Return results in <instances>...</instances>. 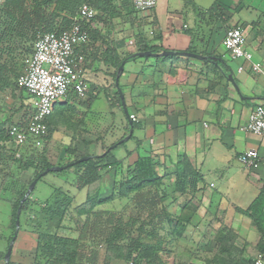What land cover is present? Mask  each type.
<instances>
[{
	"label": "crops",
	"instance_id": "0c3cea01",
	"mask_svg": "<svg viewBox=\"0 0 264 264\" xmlns=\"http://www.w3.org/2000/svg\"><path fill=\"white\" fill-rule=\"evenodd\" d=\"M113 5L118 10L114 17L103 15L91 22L89 28L95 33L78 50L85 58L83 75L90 88L86 99L69 95L54 105L53 113L59 107L61 114L57 119L52 113L53 133L44 146L47 152L57 144L62 147L59 158L50 163L57 166L100 156L114 143L122 144L110 158L116 167L101 172L100 197L113 192L117 180L138 159L149 157L161 178L156 190L163 197L160 207L165 215L172 224L179 217L188 219L183 235L175 229L168 235L162 232L166 239L158 250L160 264L187 261L191 247L196 260L189 264H205L203 256L216 249L203 235L211 219L233 232L243 257L254 258L261 234L243 212L260 197L264 205V138L239 129L256 106L264 105V86L248 67L238 73L242 62L230 59L223 40L227 30L240 27L253 60L264 61V0H158L144 13L134 9L132 0H113ZM164 51L201 58L137 56ZM131 56L135 58L125 60ZM118 62L124 63L120 75ZM106 92L108 108L96 111L93 101ZM1 103V122L13 114L15 123L30 109L31 99L22 92ZM130 115L137 121L132 122ZM247 150L258 152L256 169L242 162ZM182 159L199 177L195 192L176 185L174 165ZM192 209L196 213L188 218ZM163 224L167 228L169 220L164 218ZM106 263L126 264L122 259Z\"/></svg>",
	"mask_w": 264,
	"mask_h": 264
},
{
	"label": "trees",
	"instance_id": "16d2710c",
	"mask_svg": "<svg viewBox=\"0 0 264 264\" xmlns=\"http://www.w3.org/2000/svg\"><path fill=\"white\" fill-rule=\"evenodd\" d=\"M83 5L89 6L97 13L92 20L86 21L80 18L79 10ZM116 11L118 10L113 5V0H0V93L10 92V94L18 95L24 92L18 88L16 81L23 69L24 60L33 53L34 43L42 34H59L78 25L87 31L90 37L95 32L89 28V24L95 20H102L103 15L113 18ZM79 48L76 49V53L81 54L78 51ZM133 58L135 57L131 56L125 60ZM121 64L118 62L116 65L120 67ZM69 95L76 100L73 92H69L67 96ZM30 112L31 108L27 109L15 123L12 121L13 114L9 115L5 121H0V175L3 177L0 189L10 191L16 196L11 208L12 231H15L17 209L28 186L46 169L55 166L47 159L45 155L47 146H44L53 133L50 122L52 114L45 122L47 135L43 140L44 147H18L13 146L9 141V129L19 125ZM121 145L114 143L102 155L90 156L89 160L73 165L78 170L75 188L79 191L87 190L85 201L75 209L78 216L86 217L85 222L78 240L54 238L51 235L42 237L38 247L45 258V264H99L101 256L96 248L87 246V233H93V239L99 242V245H105L103 263L110 259H122L125 263L132 264H160L158 250L162 249L161 245H164L162 240L166 239L162 237V232L168 235L175 229L180 236L186 231L183 223L188 222V219L185 216L176 218L175 224H172L173 220L169 219V216L165 215L164 208L160 207L163 197L156 188L161 184V178L157 175L149 157L138 159L128 168L126 174L114 185L112 196L100 197L101 172L116 167L117 162L110 158ZM174 169L177 187L180 189L189 187L190 191L195 192L199 177L190 163L182 159L174 165ZM27 171H31L32 176L28 181H23L20 175ZM41 179L39 178L38 181ZM53 193L44 201L41 208L45 215H43L44 222L47 224L52 221L57 223L62 221L72 201V197L66 192L63 193L60 188H55ZM112 197L126 200L127 205L132 206L134 212L127 222L118 218L114 223L113 214L95 211V208L111 201ZM30 204L29 197L22 206L20 228L22 214L28 210ZM260 205L262 207L258 209ZM194 212L196 213V209H192L188 218H191ZM243 213L248 214L255 222L261 234L256 246L257 252L264 255L262 198L256 199ZM104 215H109L106 225L102 223ZM91 218H94V221ZM164 218L169 220L167 228L163 224ZM212 234H214L213 237ZM203 235L211 238L216 246L215 253L203 256L205 264H254V258L243 257L241 251L235 246L236 237L233 232L223 225H218L217 221L211 219L205 226ZM11 239L12 237H9L8 244ZM3 257L4 254H1L0 259L3 260ZM183 261V259L177 260L178 264L190 262L189 259ZM9 264L14 263L9 262Z\"/></svg>",
	"mask_w": 264,
	"mask_h": 264
},
{
	"label": "built area",
	"instance_id": "2783aa9c",
	"mask_svg": "<svg viewBox=\"0 0 264 264\" xmlns=\"http://www.w3.org/2000/svg\"><path fill=\"white\" fill-rule=\"evenodd\" d=\"M157 2L158 0H132V5L135 10L144 13L155 8ZM96 14L87 5L79 10L80 18L86 21L92 20ZM89 41L87 31L74 25L59 34H42L34 43L33 53L24 60L23 69L16 81L18 88L24 90L31 99V112L19 125L9 129V141L13 146H43L47 135L45 122L53 113L54 105L64 100L69 92L75 94L76 100L86 99L90 88L83 75L85 58L76 53V49L86 46ZM223 46L231 60L242 62L237 69L238 73L248 67L253 75L261 79L264 86V61L253 60L240 27L226 31ZM129 119L137 121L135 115H130ZM239 131L264 138V105H258L252 110ZM258 159V152L255 150H247L242 156L245 166L253 169L258 167ZM254 264H264V255L257 253Z\"/></svg>",
	"mask_w": 264,
	"mask_h": 264
},
{
	"label": "rangeland",
	"instance_id": "374dc122",
	"mask_svg": "<svg viewBox=\"0 0 264 264\" xmlns=\"http://www.w3.org/2000/svg\"><path fill=\"white\" fill-rule=\"evenodd\" d=\"M15 96H17V94H10V92L0 93V103L4 102L5 98ZM106 97H108L107 92L105 97L103 95H100L98 99H95L93 101L94 106L92 108H95L96 111L107 109L109 104L108 99ZM115 112L117 115L119 114L117 110H115ZM60 114L61 110H59V107H56L55 112L53 113V117L58 119ZM2 117L3 116L0 115V121H2ZM112 119L114 118L112 117ZM102 132L104 133V131ZM103 133H100V135H102ZM56 137L57 134L54 132L53 139H56ZM54 144L55 142H53L51 146L55 147L56 145ZM60 146L61 145L57 144V148L55 150H51L45 154L49 162H53L57 160V158H59L60 153L58 149L60 148ZM86 149L90 150L91 148ZM58 162H60L59 159ZM67 163L69 162H66L65 164ZM10 172H13V170H10ZM77 173V168L73 166L72 168H69L68 170L66 169L62 172H51L42 177V179L37 182L35 189L30 196V207L27 211L22 214L21 217V228L18 232L14 251L15 254L13 256L14 264H45V258L41 255L38 247L39 241L42 240V237L44 235H51L54 236V238H60L65 240H78L81 234L82 225L84 224L86 217L78 216L75 212V209L80 204H82L81 202L85 201L86 194L84 192L82 193V191H79L75 188V180L77 177ZM20 176L23 181H28L31 178L32 174L31 171H27L22 173ZM2 178V175H0V185ZM55 188H60L63 193L66 192L70 197H72V201L69 205V208L65 212L62 221L58 223L57 221H52L47 224L44 222L45 215L41 208L43 207L44 201L49 199L54 194L53 192ZM112 195L113 192H108L103 194V197L101 196V198H108ZM15 200L16 196L12 195L10 191H3L0 189V251L3 254L7 251L9 245V237H13L14 234V231H12L11 227L12 222L10 220V215L11 208ZM123 201H125L126 204L123 203ZM127 204L128 202L126 200L114 197L111 201L107 202L106 204L95 208V211H102L105 213L113 214L114 223L117 222L116 219L118 218H121L123 222H127L129 218H131L130 215L132 214V212H134L132 206L129 207ZM108 218L109 215H104L102 217V223L104 225L107 224ZM91 220L94 221V218H91ZM38 222L41 223L39 224ZM92 234L93 233H87V246L89 248L94 247L96 248V250H98L101 256L99 264H103V257L105 254L106 247L105 245H99V242L93 239ZM194 244L195 242H193L192 246H194ZM192 251H195V247H191V252L188 259L196 260L193 259ZM0 261H2V259Z\"/></svg>",
	"mask_w": 264,
	"mask_h": 264
},
{
	"label": "water",
	"instance_id": "95a60500",
	"mask_svg": "<svg viewBox=\"0 0 264 264\" xmlns=\"http://www.w3.org/2000/svg\"><path fill=\"white\" fill-rule=\"evenodd\" d=\"M174 55L201 58V57H198L196 55L189 54V53H180V52L174 53V52H170V51H164L160 55L153 54V53H150V52L137 54L138 57H145V56H149V57H168V56H174ZM123 64L124 63H122L121 66L119 67L118 75H120L122 70H123ZM229 79L231 80V78H229ZM116 86H118L117 81H116ZM119 96H120V99H121V102H122V107L125 109V103H124V99H123V96H122L121 92H119ZM124 113L127 116L126 110L124 111ZM130 135H131V131L129 132V136ZM129 136H127L124 139V141H127L129 139ZM90 158H91L90 156H86V157H82V158H80V159H78V160H76L74 162H70V163H68L66 165H63V166H52V167L46 169L40 175H38V177L36 179H34L30 183V185L28 186L24 196L22 197V199H21V201L19 203V207L17 209L16 220H15V231H14L12 239L9 242L7 251H6L5 256H4V263L5 264H9L11 253H12V250H13V246H14V243H15V241L17 239V235H18V232H19V229H20V214H21L22 206H23L24 202L32 194V192H33V190H34V188H35V186L37 184L38 179L44 177L45 175H47V174H49L51 172H62L64 170L68 169V168H71L73 165H75L77 163L85 162V161L89 160Z\"/></svg>",
	"mask_w": 264,
	"mask_h": 264
}]
</instances>
